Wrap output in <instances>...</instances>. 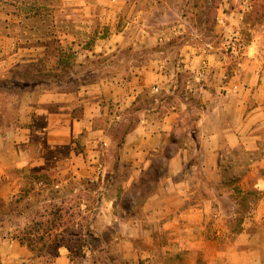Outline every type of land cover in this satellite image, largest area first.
<instances>
[{
    "label": "crops",
    "instance_id": "1",
    "mask_svg": "<svg viewBox=\"0 0 264 264\" xmlns=\"http://www.w3.org/2000/svg\"><path fill=\"white\" fill-rule=\"evenodd\" d=\"M136 72L131 80L93 85L97 95L79 119L65 113L70 108L63 94L40 95L37 107L28 105L34 110L33 127L12 131L14 164L23 168L31 161L27 151L35 140L24 131L39 136L42 166L62 167L64 144L70 145L69 165L76 174L102 171L95 180L105 185L107 207L98 217L109 219L104 229L120 230L126 246L122 255L129 260L133 253L136 264H264V239L259 244L250 230L254 226L264 232V51L251 46L244 51H181L172 69L152 61ZM104 102L113 107L111 113ZM102 113L108 127L121 119L129 124L122 139L111 136L107 127L95 128ZM84 128L85 158L76 142ZM109 151L116 158L101 160ZM228 163L249 168L240 183L256 177L261 197L249 222L224 244L231 229L224 226L225 213L218 205L227 199L223 189L231 186L223 182ZM3 172L0 154V181ZM6 189L12 196L18 190L17 185ZM130 200L135 202L131 207L125 204ZM3 223L0 264L72 262L65 248L55 262L33 259L27 247L9 238V232L3 234ZM92 230L99 237L93 224Z\"/></svg>",
    "mask_w": 264,
    "mask_h": 264
},
{
    "label": "rangeland",
    "instance_id": "2",
    "mask_svg": "<svg viewBox=\"0 0 264 264\" xmlns=\"http://www.w3.org/2000/svg\"><path fill=\"white\" fill-rule=\"evenodd\" d=\"M247 46L264 51V0H0V154L4 166L0 222L6 219L3 234L9 232L10 238L15 231V222L7 220L6 215L22 212L25 218L17 222L25 227L36 210L50 212L62 207L75 215L66 221L71 229H83L84 234L92 224L99 229V237L94 231L93 235L85 234L83 255L73 254L70 264H136L133 253L129 260L122 255L126 246L120 242V230L115 226L104 229L110 221L103 215L98 217L100 209L107 207L102 200L105 185L95 180L103 172L88 169L87 173L83 169L82 174H76L69 165L70 145L64 144L62 167L42 166L39 136L24 131L35 142L27 151L30 164L19 168L9 145L13 129L33 127L34 110L29 106L37 107L40 95L63 94L70 108L65 113L79 119L84 107L90 106L97 95L93 85L131 80L138 69L152 61L164 62L172 69L181 51H244ZM104 105L111 113L113 107L108 108L107 102ZM103 119V113L96 116L95 128L107 127L117 140L129 125L121 119L108 127ZM129 119L135 117L131 115ZM86 129L76 138L83 158L88 154ZM116 155L109 151L100 159L111 162ZM49 161L46 162L51 165ZM256 183L257 178L252 177L225 186L227 199L218 205L225 213L224 226H233L235 217L249 222L241 196L234 189L257 191ZM8 185H17L15 196L6 189ZM131 202L134 205L132 200L125 204L131 207ZM250 230L262 244L263 230L254 226ZM237 233H226L224 244L232 242Z\"/></svg>",
    "mask_w": 264,
    "mask_h": 264
},
{
    "label": "trees",
    "instance_id": "3",
    "mask_svg": "<svg viewBox=\"0 0 264 264\" xmlns=\"http://www.w3.org/2000/svg\"><path fill=\"white\" fill-rule=\"evenodd\" d=\"M10 73L12 74L13 71H10ZM16 76L18 77L20 75ZM22 80L25 79L22 78ZM128 129L126 128L123 134ZM248 170V167H236L235 164L228 163L224 168L223 182L226 185H237L247 174ZM235 192L241 196L240 202L244 205V213L248 216L251 215L256 210L261 197L258 190L246 192V190L240 187H235ZM6 217L10 222H15V231L10 235V238L17 240L22 246L27 247L32 254L45 263L54 262L60 256V250L62 248L69 251L70 257L73 254L83 255V247L86 242L85 234L93 235V230L90 227L85 230V234L83 229L82 231L71 229L66 221L68 218L75 217V215H71L70 210L66 211L62 207H55L50 212H47V210L43 212L40 209L36 210L33 213V219L25 227H20L17 222L20 218H25L22 212L12 213L10 216L6 215ZM48 217L49 219H47ZM4 220L6 219H2L1 221ZM232 220L234 225L230 227V231L234 233L239 232L244 223V217H235ZM67 234L70 238H66Z\"/></svg>",
    "mask_w": 264,
    "mask_h": 264
}]
</instances>
